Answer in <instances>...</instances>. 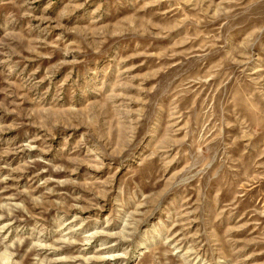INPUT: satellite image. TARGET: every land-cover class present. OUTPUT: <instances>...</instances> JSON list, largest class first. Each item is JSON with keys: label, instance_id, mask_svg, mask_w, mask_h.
Masks as SVG:
<instances>
[{"label": "rangeland", "instance_id": "1", "mask_svg": "<svg viewBox=\"0 0 264 264\" xmlns=\"http://www.w3.org/2000/svg\"><path fill=\"white\" fill-rule=\"evenodd\" d=\"M0 264H264V0H0Z\"/></svg>", "mask_w": 264, "mask_h": 264}, {"label": "bare ground", "instance_id": "2", "mask_svg": "<svg viewBox=\"0 0 264 264\" xmlns=\"http://www.w3.org/2000/svg\"><path fill=\"white\" fill-rule=\"evenodd\" d=\"M6 260V259H5Z\"/></svg>", "mask_w": 264, "mask_h": 264}]
</instances>
